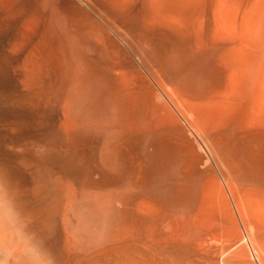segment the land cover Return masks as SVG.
Instances as JSON below:
<instances>
[{"label": "bare ground", "instance_id": "6f19581e", "mask_svg": "<svg viewBox=\"0 0 264 264\" xmlns=\"http://www.w3.org/2000/svg\"><path fill=\"white\" fill-rule=\"evenodd\" d=\"M0 169L58 264H264V0H0Z\"/></svg>", "mask_w": 264, "mask_h": 264}, {"label": "clouds", "instance_id": "9594fccd", "mask_svg": "<svg viewBox=\"0 0 264 264\" xmlns=\"http://www.w3.org/2000/svg\"><path fill=\"white\" fill-rule=\"evenodd\" d=\"M32 223L10 174L0 169V264H58L49 237L34 231Z\"/></svg>", "mask_w": 264, "mask_h": 264}]
</instances>
